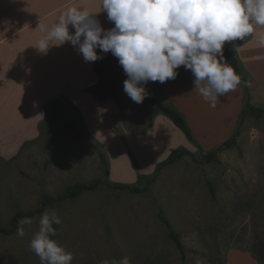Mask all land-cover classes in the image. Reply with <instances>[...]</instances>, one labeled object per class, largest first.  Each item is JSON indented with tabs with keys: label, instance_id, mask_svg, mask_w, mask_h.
Segmentation results:
<instances>
[{
	"label": "rangeland",
	"instance_id": "374dc122",
	"mask_svg": "<svg viewBox=\"0 0 264 264\" xmlns=\"http://www.w3.org/2000/svg\"><path fill=\"white\" fill-rule=\"evenodd\" d=\"M254 51L252 46L245 56L240 54L243 67L252 75L244 69L251 82L250 102L264 107V60ZM117 61L111 52L95 61L98 78L91 88L97 100L113 103L120 112L119 124L109 113L114 125L110 123L108 133L95 137L76 125L80 135L76 134L63 126L62 118L48 105L39 136L19 137L26 140L14 154L15 137H0V225L5 228L11 227L10 219L17 210L34 209L44 194L57 196L70 184L95 178L101 181L94 190L47 205L31 216L32 224L24 226L23 238L17 236V228L9 234L0 233V264H40L28 246L46 209L55 210L62 219L55 240L73 253L72 264H101L106 258L120 260L124 256L131 264H196L197 260L201 264H251L243 250L254 255L253 246L264 243V117H244L235 144L218 152L219 161L206 163L202 153L233 133L243 89L238 86L220 97L215 108L198 90H191L202 114L189 117L191 126L184 116L195 142L181 134L174 140L169 137L167 144L173 142V149L187 148L194 159L182 156L165 165L154 182L137 183V175H151L156 162L171 148H156L160 141L157 134L130 136L136 135L131 131L143 132L159 111L145 99L137 104L125 94L126 76ZM177 71L175 80L146 85L150 95L175 108V88L191 77L183 67ZM65 115L75 117L73 112ZM165 123L158 124L163 131ZM113 182L145 189L118 190L111 187ZM159 209L179 235L184 260L158 218Z\"/></svg>",
	"mask_w": 264,
	"mask_h": 264
},
{
	"label": "clouds",
	"instance_id": "9594fccd",
	"mask_svg": "<svg viewBox=\"0 0 264 264\" xmlns=\"http://www.w3.org/2000/svg\"><path fill=\"white\" fill-rule=\"evenodd\" d=\"M101 8L113 27L103 28L98 13L70 6L50 29L39 23L45 34L34 47L46 53L52 46L71 43L85 62L101 60L111 52L126 76L123 91L137 104L150 95L148 82L175 80L183 67L191 72L194 88L215 108L220 97L242 83L225 58V45L264 28V0H101ZM258 44L264 47V32L258 34ZM232 50H238L234 43ZM243 83L251 87L250 81ZM17 223L16 234L23 238L24 226L31 225L32 218L23 217ZM61 223L55 210L46 209L40 215L38 231L28 246L40 264H72L73 253L53 239L54 225ZM101 264L131 261L124 256L106 258Z\"/></svg>",
	"mask_w": 264,
	"mask_h": 264
},
{
	"label": "crops",
	"instance_id": "0c3cea01",
	"mask_svg": "<svg viewBox=\"0 0 264 264\" xmlns=\"http://www.w3.org/2000/svg\"><path fill=\"white\" fill-rule=\"evenodd\" d=\"M70 6L98 13L96 18L103 28L113 27L107 20V14L102 11L101 0H0V137H15L17 146L12 154L26 140L22 142L19 137L39 136V127L48 103L55 99L61 103L64 113L73 112L74 119H70V116L69 119L75 125L82 126L84 131L95 137L108 133L110 123H122L118 119L120 112L113 103L99 101L92 95L91 88L98 78L95 62H85L82 54L71 43L52 46L46 53H41L34 47L45 34L39 23L45 30L50 29L57 22L59 14ZM70 31H74L71 26ZM261 32H264V28L257 27L256 32L244 40L228 43L231 48L233 43L237 45L238 50L234 52L241 64L243 56L240 53L245 56V51L252 46L256 48L254 53L260 56L259 59L264 60V47L258 44V34ZM247 72L251 75L248 70ZM192 81L191 75L187 83L175 88L178 100L176 109L188 119L189 124V117H202L191 93V90H198L194 88ZM239 86L242 91V84ZM188 109L191 111L189 114ZM238 112L239 110L237 116ZM109 113L114 117L113 122L108 119ZM164 116L166 115L158 112V116L153 117V122L143 132L131 131L136 135L130 136L152 137L157 134L160 137H156V140L160 141L155 147L171 148L174 144H167L169 137L174 140L183 133ZM160 121L167 124L164 131L158 125ZM243 254L247 256L249 263L260 264L251 251L243 250Z\"/></svg>",
	"mask_w": 264,
	"mask_h": 264
},
{
	"label": "trees",
	"instance_id": "16d2710c",
	"mask_svg": "<svg viewBox=\"0 0 264 264\" xmlns=\"http://www.w3.org/2000/svg\"><path fill=\"white\" fill-rule=\"evenodd\" d=\"M224 55L225 58L228 60V63L231 64V66L234 67V69L237 71V73L242 78V87H243V103L242 107L240 109V112L238 114L236 127L231 134V136L221 142L220 144L214 146L212 149L207 150L206 152L202 153L201 159L202 161L208 163V162H217L218 159V152L225 148H229L235 144L236 136L238 135V127L243 122L244 117H264V107L255 106L251 104L249 99V92H248V86H246L243 81H249V76L244 70L240 59L236 56L235 52L232 50L231 46L229 44L225 45L224 49ZM118 62V61H117ZM122 68V67H121ZM123 69V68H122ZM146 102L150 104L151 106H154L159 112L165 114L172 123L177 126L183 133L184 137L190 141L195 142V138L191 132V129L189 125L186 122V119L184 115L179 112L175 107L170 106L168 104L163 103L162 101L156 99L152 95H149L145 98ZM49 106H51L53 109L57 111L59 116L63 120V126L66 129H70L76 134L80 135V131L78 130L77 126L74 122H72L64 113L61 103L55 99L53 101H50L48 103ZM199 146V145H198ZM182 156H190L194 159L193 153L188 150L187 148L183 146L176 147L175 149L171 150L165 158L158 161L154 169L151 173V175H145V174H138L136 177V182L139 183L140 181L144 180L146 184L154 182L156 177L158 176L160 170L168 164H171L175 161H177ZM105 164V172H106V163L103 160ZM101 181L98 178H95L91 182H85L80 183L76 182L73 184H70L64 188V190L57 196H50V195H42V198L39 202V204L32 210L28 211H21L17 210L14 215L10 219V228H5L0 225V233L9 234L13 232L18 227V220L23 217H31L35 214L41 212L45 206L52 205L58 201L65 200V199H73L77 196H79L81 193L85 191H91L94 190L98 184H100ZM209 184L210 193L213 195L214 190L210 182H207ZM111 187L118 190H128L131 192H141L145 189V187H139L135 184L131 183H123V182H113L111 183ZM158 218L160 221L167 227L168 229V236L177 248L180 257L182 260L185 258V250L182 242L179 239L178 233H176L171 227L168 222V220L164 217L162 209L158 210ZM54 227L57 229V225H54ZM55 239V237H53ZM254 249V257L255 259L260 263L264 264V243H259L258 245L253 246ZM260 251L259 253L257 252Z\"/></svg>",
	"mask_w": 264,
	"mask_h": 264
}]
</instances>
